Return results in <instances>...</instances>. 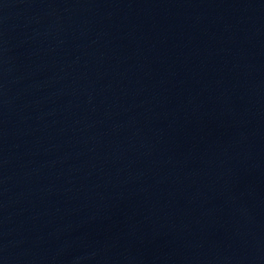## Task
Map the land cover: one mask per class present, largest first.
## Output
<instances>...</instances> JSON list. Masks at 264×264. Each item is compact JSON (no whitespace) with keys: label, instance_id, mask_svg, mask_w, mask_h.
Returning a JSON list of instances; mask_svg holds the SVG:
<instances>
[{"label":"water","instance_id":"obj_1","mask_svg":"<svg viewBox=\"0 0 264 264\" xmlns=\"http://www.w3.org/2000/svg\"><path fill=\"white\" fill-rule=\"evenodd\" d=\"M0 264H264V0H0Z\"/></svg>","mask_w":264,"mask_h":264}]
</instances>
